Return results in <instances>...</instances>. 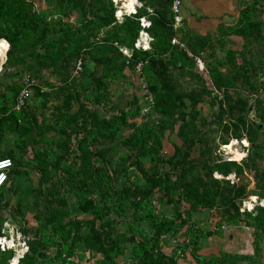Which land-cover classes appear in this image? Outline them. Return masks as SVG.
Returning <instances> with one entry per match:
<instances>
[{
    "label": "trees",
    "instance_id": "16d2710c",
    "mask_svg": "<svg viewBox=\"0 0 264 264\" xmlns=\"http://www.w3.org/2000/svg\"><path fill=\"white\" fill-rule=\"evenodd\" d=\"M137 1L134 14L118 18L112 0H0L3 51L8 44L2 69L24 70L20 79L3 84L6 91L0 89V149L4 136L21 137L16 149L0 154L13 162L0 189V208L18 196L34 209L38 224L18 264H74L73 257L86 252L97 256L96 264H178L187 251L196 264H232L240 256L222 251L206 261L199 254L203 240L221 237L225 227L240 222L253 229L254 240L263 235L264 206L255 201L246 211L242 202L264 201V0H235L234 23L215 32L185 27L183 48L171 44V0ZM142 18L148 28H141ZM142 31L149 36L147 49L135 47ZM217 47L224 48L221 57ZM78 61L82 72L72 76ZM125 68L138 80L141 100L145 88L151 96L144 114L137 97L124 109L115 101L112 82ZM168 75L191 84L183 96L189 111ZM26 78L35 85L24 108L15 111ZM59 98L62 105L49 116L47 109ZM207 98L221 106L214 124L223 136L216 148L230 141L249 144L240 162L222 160L219 152L215 157L203 134L205 121L197 123L199 104ZM166 132H174L180 144L163 158ZM30 170L38 184L18 192L16 176L22 172L27 181ZM205 209L217 210L211 229V221L190 222L191 212ZM40 247L54 248L51 263ZM259 247L254 241L246 264H259ZM11 256V250H0V264H9Z\"/></svg>",
    "mask_w": 264,
    "mask_h": 264
},
{
    "label": "rangeland",
    "instance_id": "374dc122",
    "mask_svg": "<svg viewBox=\"0 0 264 264\" xmlns=\"http://www.w3.org/2000/svg\"><path fill=\"white\" fill-rule=\"evenodd\" d=\"M114 3H116L118 0H112ZM184 1V0H183ZM231 1V0H230ZM139 3V1H137ZM237 1H233L232 3L235 6V16H237ZM123 1L119 0L118 4H117V11H116V16L119 18L122 15L129 13L128 9L124 8L123 5ZM130 4H132L130 2ZM140 4V3H139ZM183 6V4H182ZM117 13H119V15H117ZM146 20V19H145ZM147 21V20H146ZM149 22V21H148ZM205 26L201 25V27H204V29H202L203 33H210V32H215L217 28H215V24L213 22L208 21L207 23L204 24ZM140 26H141V22H140ZM185 28V23L182 22V25L180 28H178L177 30H174L175 32V39L180 43V31L182 29ZM232 41H235L234 39H232ZM1 42H5L6 41H1ZM137 46L140 47H145V49H147L146 47L148 46V39L146 36L142 35L141 33L138 36V40H137ZM147 45V46H145ZM228 48V47H227ZM226 48V49H227ZM8 49V44H7V48L3 51L2 46H0V89L3 91H6L3 87V84L7 83V82H12L15 79H17L19 77H21V73L24 72V70H21L20 67L14 66H7L4 67L2 69V62L4 63V61L6 60V58H3L2 56V51H3V55L5 54L6 50ZM225 49V50H226ZM223 49H221L220 47L216 48V56L217 57H221L223 55ZM197 60V66H199V68H203L202 62L199 59ZM126 66V65H125ZM72 76H73V72H72ZM203 78L205 79V84L208 86V88H210V83L207 77L206 72H203ZM126 77H128L131 82L133 83V87H127L126 84ZM166 81L171 83L174 82L175 85L177 86L176 92L178 94V96H181L182 100H184V109H186L187 111H189L190 107H189V101L187 99H184L183 96L185 95V91L184 88H187V91L192 90L191 88H188L189 85V81L187 78L179 79V82L176 76H171L168 75V77H166ZM112 90H115L114 92L116 93V103L117 105L124 109L127 107V103L128 101L131 99V97H137L139 98L138 103L140 104V106L143 107H147L149 106V100L148 99H142L141 100V95L143 98V94L140 91L139 87H138V80L135 77H132L131 79V74L129 73V71L127 70V68H125L122 71L121 77H119L117 80L112 82V86H111ZM217 93L213 91L212 97L211 99L216 95ZM139 96V97H138ZM60 103L59 104H55L52 103L51 107L49 109H47L46 113L51 116L52 111H55L54 106L56 105H62V101L61 98H59ZM210 99V100H211ZM210 100L207 98V100L205 102H202L199 104V112H197V123H200L201 121H205L203 122V134L205 135V137L208 140V144L213 145L214 148V153H215V157H217V153L219 152L221 154V158L222 160H233V161H237L240 162L243 158L246 157V154L243 153V145H245L246 147L249 146V144L245 141H230L228 143L227 146H221L220 148H216L217 145V141H218V136L221 137L223 136L222 131H220V129L218 130L217 126L214 124V121L218 120V109L220 110V107L217 104L212 105L210 103ZM50 105V104H49ZM48 105V106H49ZM39 106V105H37ZM151 116H150V121L152 122H156L158 120V118L154 115V113L150 112ZM253 113H250V116L252 117L253 115H251ZM217 118V119H216ZM224 120H226L227 118H222ZM215 127V128H214ZM212 129L213 131L211 132V130L209 132H207V129ZM128 132L127 131H123V136H126ZM208 134V135H207ZM24 137H27V135H25ZM21 137L15 134H11L10 136H4L2 139V143L3 146L0 149V154L2 155L6 149L8 147H13L15 148L16 144L15 141H20ZM180 144V141L178 139V137L175 135L174 132H166L165 133V137L162 140V145H163V158L167 157L169 155H171L173 153V150L175 149L176 145ZM212 148V149H213ZM16 149V148H15ZM28 151V155H31V148L26 149ZM18 151V150H17ZM19 151H21L19 149ZM236 158V159H235ZM141 163L143 165V169L146 171V173H150L151 169H150V163L148 162L147 159H143L141 160ZM17 181L20 182L17 185V190L18 192H21L22 190H24L26 187H29L30 183L38 184V180L39 178H37L36 173L34 172V170H30V179L29 180H24V175L22 174V172L20 174H18L16 176ZM228 178L230 179V177L228 176ZM232 179V178H231ZM47 185V184H46ZM7 195L10 197V194L7 193ZM24 197L22 194L20 195V198ZM28 198V197H27ZM258 198H256L257 200ZM255 201V200H254ZM264 201H261L259 203V205H263ZM243 205V203H242ZM254 206V204H253ZM183 207H186L183 205ZM251 206L248 205V208H250ZM20 209V214H18L16 211V209ZM245 208V207H244ZM165 209V214L166 215H170L172 214V210L170 207H162L161 210ZM183 209V208H182ZM34 214L35 211L32 207H30L29 205L26 204V200H21L19 201V198L17 196V198H13L8 200L7 206L0 208V250L2 251V249L5 250H11L12 251V256L9 259V264H18L19 259L23 256V254L27 251L28 249V245H27V241L30 239H33L34 237L31 236V231L34 232L31 229H35L38 224L36 222V220L34 219ZM191 223H195L196 221L199 222L198 225H202V222L204 221H208V223H210L211 221V225H210V229L213 228V224L215 221L218 220L217 215V210L216 209H205L203 211L199 210L197 211H193L191 212ZM207 225V223H206ZM30 229V230H29ZM29 232L28 234L25 233ZM179 236H180V241L184 240L183 235L181 234L183 232V227L181 229H179ZM254 235V231L252 228L246 226L243 222H240L239 224H236L234 226L231 227H225L222 230V236H216V235H212L211 237H209L207 240H203V244H202V249L200 250L199 254H201L202 256H204V258L207 260H209L212 255H218L219 251H222L223 253L226 254H230V256H240V259L235 260L232 264H246L247 263V258L248 256H250L251 254H253V249H254V241L257 242V244L260 246L259 247V264H264V232L263 235L259 236L258 238H256L254 240L253 238ZM166 245H169V243L167 242ZM38 251L43 253L44 255V260L48 263H51L50 260L53 259L54 255H55V250L53 247L50 248H38ZM164 251L168 254L171 253V249L165 248ZM92 254H90L89 252H86L84 257H78L77 255L75 257H73V261L74 264H96V259L97 256L93 257L91 256ZM180 257V256H179ZM245 257V259L243 258ZM126 262V261H125ZM178 264H196V261L190 256L189 252L187 251L186 254L184 255V257H180L178 258ZM225 264V263H223Z\"/></svg>",
    "mask_w": 264,
    "mask_h": 264
},
{
    "label": "built area",
    "instance_id": "2783aa9c",
    "mask_svg": "<svg viewBox=\"0 0 264 264\" xmlns=\"http://www.w3.org/2000/svg\"><path fill=\"white\" fill-rule=\"evenodd\" d=\"M118 1L115 4H118ZM134 1H135V10L132 13H126L125 15L128 16L130 14H134L136 12V8L141 6V4H139L137 2V0H134ZM182 4H183V0H171L170 9H171V15H172V25H173V29L174 30H177L182 25V20H183V18H182ZM140 22H141V28L142 29L148 28L150 26V23L148 21H146L145 19H143V18L140 19ZM140 33L142 35L146 36L148 41H149V36H148V34L145 31H142ZM171 44L172 45H178V46H180L182 48L184 47L183 44L179 43L175 39V36L171 39ZM140 46H142V45H140ZM140 46H137V43L135 44L136 48H140ZM141 48L145 49V47H141ZM147 48H148V46H147ZM122 53L124 55H128V53L125 50H123ZM80 72H82V66H81V63L78 61L76 63V65H75L74 70H73V76L79 74ZM32 85H35V84L32 83L28 78H26L25 81H24L23 87L21 88L20 92L18 93V95L15 98V103L13 105V110L20 111L22 108H24L26 101L30 97V89L29 88ZM143 88H145V87L143 86ZM144 94L146 95L145 96L146 99L149 100V105H151L152 99H151V96L149 95V92H148L147 88L144 89ZM147 109H148V106L146 107V109L142 110L141 114H144ZM5 160H8L10 163L6 164V165H3L2 162L5 161ZM0 165H3V166H0V189H1L2 186L4 185V183L7 180V173L9 171V169L12 167L13 162L9 158H0ZM254 200L256 201V197H249L247 201L242 202L243 203L242 207L243 208L245 207L244 209L246 211H251L253 209V204L255 202ZM261 201H263V200H260L259 203ZM3 202L4 201H2V203ZM248 205H250L251 207L248 208ZM261 206H264V204L261 205ZM0 245H1V243H0ZM2 250H5V249H2Z\"/></svg>",
    "mask_w": 264,
    "mask_h": 264
},
{
    "label": "crops",
    "instance_id": "0c3cea01",
    "mask_svg": "<svg viewBox=\"0 0 264 264\" xmlns=\"http://www.w3.org/2000/svg\"><path fill=\"white\" fill-rule=\"evenodd\" d=\"M235 6L230 0H184L182 18L185 27L203 33L201 25L213 22L215 28L219 25H231L236 16Z\"/></svg>",
    "mask_w": 264,
    "mask_h": 264
},
{
    "label": "bare ground",
    "instance_id": "6f19581e",
    "mask_svg": "<svg viewBox=\"0 0 264 264\" xmlns=\"http://www.w3.org/2000/svg\"><path fill=\"white\" fill-rule=\"evenodd\" d=\"M123 1L124 8L128 9L129 13H132L135 10V1L134 0H121ZM130 2L132 4H130ZM141 48V47H140ZM147 48V47H146ZM236 159V158H235Z\"/></svg>",
    "mask_w": 264,
    "mask_h": 264
},
{
    "label": "snow or ice",
    "instance_id": "6c2138e0",
    "mask_svg": "<svg viewBox=\"0 0 264 264\" xmlns=\"http://www.w3.org/2000/svg\"><path fill=\"white\" fill-rule=\"evenodd\" d=\"M117 15H119V13H117ZM145 46H147V45H145ZM8 163V161H4V163H3V165H6ZM3 165H0V166H3Z\"/></svg>",
    "mask_w": 264,
    "mask_h": 264
},
{
    "label": "clouds",
    "instance_id": "9594fccd",
    "mask_svg": "<svg viewBox=\"0 0 264 264\" xmlns=\"http://www.w3.org/2000/svg\"><path fill=\"white\" fill-rule=\"evenodd\" d=\"M6 161H8V160H6ZM2 163H4V161H3ZM9 163H10V162L8 161L7 164H9ZM259 201H260V200H258V199L256 200V202H258V205H259Z\"/></svg>",
    "mask_w": 264,
    "mask_h": 264
},
{
    "label": "water",
    "instance_id": "95a60500",
    "mask_svg": "<svg viewBox=\"0 0 264 264\" xmlns=\"http://www.w3.org/2000/svg\"><path fill=\"white\" fill-rule=\"evenodd\" d=\"M251 111H252V106L249 107V112H251Z\"/></svg>",
    "mask_w": 264,
    "mask_h": 264
}]
</instances>
